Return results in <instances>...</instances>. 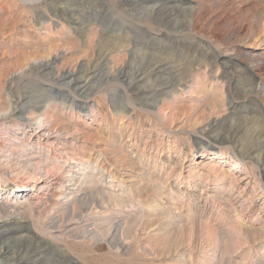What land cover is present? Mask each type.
Listing matches in <instances>:
<instances>
[{"label":"rangeland","instance_id":"374dc122","mask_svg":"<svg viewBox=\"0 0 264 264\" xmlns=\"http://www.w3.org/2000/svg\"><path fill=\"white\" fill-rule=\"evenodd\" d=\"M11 1L0 0V23L3 26L0 24L3 28L0 29V101L5 98V91L11 87L14 92L10 100L16 102L18 107L29 106L34 102V106H42V101H35L24 92L28 88H34L40 94L64 99L68 104L72 101L75 110H80L81 113L87 112L91 105L96 110L97 103L104 106L105 97L114 113L125 110L132 113L135 119L137 116L133 110H140V145L142 147L147 139L149 144L146 149L150 156L144 163L137 161L131 146L121 147L120 156L129 164L132 163V166L122 169L123 178L126 175H136V183L132 186L134 204H138V200L140 204L145 203V199L155 201L152 196L159 192V180L176 165L179 148H192L196 151L206 144L214 150L228 148L241 153L253 147L251 153L240 160L243 163L255 158L261 175L260 181H264V0H113L110 4L109 0H104L107 5L101 3L103 0H98V4H92L93 0ZM94 15L100 26L109 28L108 37H121L130 45L97 53L93 47V24L90 22V16ZM50 22L58 24L60 33L46 34L43 27ZM38 24L42 28L36 33L34 28ZM124 26H129V29L120 33L113 30ZM8 29L14 31L9 32ZM143 40L145 42L142 44ZM135 44L142 45L147 52L159 54L160 57L152 63L139 61L132 54ZM49 48L61 51L57 62L42 66L38 72L20 79L16 69L23 66L27 69V62L45 58ZM116 64L121 66L115 68ZM59 66L76 68L69 74L56 77L54 72ZM11 77L15 81H11L12 85L10 81L6 83ZM33 83H37V86L33 87ZM196 84L199 86L192 91L188 90ZM123 86L128 88L125 93L122 92ZM154 104H173L176 123L171 125L170 130L163 127L160 119H155L154 124L150 123L151 114L145 110H152L151 106ZM23 111L19 109L17 113ZM17 113L14 114L15 119ZM211 113L218 115L219 119L210 121L207 125ZM62 120L60 127L64 124L62 127L68 128V121L64 118ZM116 121L118 123V119L114 123ZM191 123L194 126L197 123L198 126L193 128ZM72 124L83 132L77 134L81 146L76 149V153H72L68 145V148L60 151L57 164L61 166V175L74 176L79 181L75 186L71 184L72 181H66L62 186L66 193L76 187H86L81 182L82 175L89 170L82 169L87 166L86 157L82 154L83 151H88L92 139L97 138L99 145L106 148L105 152L110 160H113L117 150L108 130L102 124L99 125L98 121L88 119ZM115 126L117 127L116 124ZM245 132L250 133L251 138L239 140ZM148 134L151 135L150 138L147 137ZM129 143L127 140L125 144ZM46 153L38 148L27 149L22 153L21 160L43 158ZM69 156L83 160L76 165L75 159H70ZM3 159L5 160L0 158V168L5 167ZM163 159L168 160L164 168L166 173L157 175L152 172V162L155 160L157 167ZM179 162L177 164L181 165V161ZM191 162H183V174L186 173V165ZM179 169L176 174L171 175V180H177ZM64 171L68 173L65 174ZM56 175L51 176L54 187H57L59 179L58 174ZM56 187L43 198H40V192L34 195L37 205L33 216L24 209L16 208L17 216L12 219L4 218V215L0 217V245L5 250L0 255V264H7L9 260L20 256H23L22 259L14 264H57L46 247L40 246L37 240L51 247L50 250L57 254L58 264L70 257L76 264H200L204 257L213 259L216 264H264V256L250 248L251 240L248 241L249 244L242 241L231 243L224 238L225 233H221L220 226L214 221L215 211L200 210L195 206L189 211V215L184 209H170L180 213L179 219H185L186 222L181 228L179 223L173 225L169 236H146L150 228L157 227L155 225L143 230L144 236L137 241L126 239L121 244V249L107 246L105 242L79 243L77 238L67 245L61 243L62 246L56 249L55 241L32 224L33 217L51 213L47 209L53 200L52 193H58ZM200 187L201 184L188 191H192L195 196L200 194ZM19 189V186H5L0 189V200L22 201L24 194L15 195L20 192ZM21 211L24 214H20ZM158 219L159 217L152 215L151 220ZM28 228L37 236L30 242L26 235ZM208 228L219 233L222 242L220 250L223 252L228 248V252L225 251L223 255H220L221 251L216 252L215 258L206 254L208 243L213 241L207 233ZM62 249L67 252L68 257L64 256Z\"/></svg>","mask_w":264,"mask_h":264},{"label":"bare ground","instance_id":"6f19581e","mask_svg":"<svg viewBox=\"0 0 264 264\" xmlns=\"http://www.w3.org/2000/svg\"><path fill=\"white\" fill-rule=\"evenodd\" d=\"M16 1L23 0H12L11 2ZM105 1L103 0V2H101L100 0L101 3H105ZM112 2L113 0H109L108 4ZM92 4H98V0H93ZM105 4L107 5V2ZM147 13H149L148 10ZM54 15L57 16L55 13ZM97 20V16H90V22L93 24L92 42L97 53H103L111 48H123L129 44L127 40L121 37H108L109 28L107 26H100ZM41 23L43 22L41 21ZM0 24L2 26V23ZM61 24L62 23H59V25ZM41 26V24H38V27L34 28L36 33H39L38 31L42 28ZM2 27H0V29ZM61 27H63V24ZM43 28L46 29V34L60 33L61 29L58 24L53 25L52 22ZM127 29H129V26H124L122 28L115 27L113 30H115L116 33H120ZM8 30L10 32L11 29ZM13 31L11 30V32ZM262 40H264V37ZM144 42L145 40L141 43L143 44ZM94 51L93 49L92 52ZM60 52L58 48H52L49 50L48 55L44 53L46 56L45 58L36 61H26L27 69L24 66L16 69V71L18 70V77L20 79L28 77L32 72L36 73L37 70L39 71L42 66L55 64L57 58L60 57V55L58 56ZM132 54L139 61H145V63H152L160 57L159 54L147 52L142 45L138 44L134 45ZM119 66L121 65L116 64L115 68ZM75 68V66L67 68L65 66H59L54 74L56 77H62L73 72ZM181 79H183V76H181ZM28 80L31 81L30 78H28ZM196 80H198L197 77ZM7 81L6 83L10 81L11 84L12 77ZM33 85V87H36L37 83H33ZM112 85L115 84L112 83ZM196 86L198 87L199 85L190 86L188 90L192 91ZM123 87L124 90L122 92L125 93L128 91L126 86ZM221 87L222 85L220 88ZM13 92L14 91L10 87L7 92L5 91V98L0 101V158H5V160L3 159L5 167L0 168V189L5 188V186H19L20 192H17L15 195H24L22 196L23 200L19 202H17V200L11 201L8 199L5 201L0 200L1 218L2 215H4V218L10 217L11 219L17 216L16 208L24 209L33 216L35 205H37V201L34 200V195L40 192V198H43L52 188H55L56 186L54 187L51 183V176L58 174L59 179L57 180V187L55 189L58 193H52L51 196L53 200L47 209L51 213L43 216L39 214V217H33L32 219L33 225L42 230L45 236L55 241L54 246L56 249L60 248L61 243L67 245L69 241H74L76 238L79 239V243L105 242L107 246L119 249L126 239L137 241L141 236H144L145 232H143V230L148 226L155 225L157 227L153 229L150 228L146 232V236H159L161 234L163 236H169V232H171L170 228L173 225L179 223L178 226L181 228L183 223L186 222L185 219H179L180 213L172 212L170 209L172 207L175 210L184 209V211L187 212L186 214L189 215V211L195 206L199 207L200 210L206 209L209 212L211 210L215 211L214 221L220 226L221 233H225L224 238L231 243H237L239 241L245 243L251 240L250 248L255 251V253L264 256V181H260L261 175L257 168L258 165L255 158H250L249 161L243 163L240 160L244 156H248L253 147L241 153H235L234 150L228 148L214 150V148L206 144L200 146L199 150L196 151L192 148L189 150L179 148L176 154V165L174 164L169 172L166 173L164 170L168 160L163 159L162 162H159L160 165L157 167L156 161L154 160V162H152V172L157 173V175L158 173H166L165 177L159 180V192L152 196L155 201H148V199H145V203L140 204L141 202L138 200V204H134L132 186L136 183L134 177L136 175H126L127 177L125 179L123 178L122 169L132 166V163L129 161L131 163L129 164L126 159H122L120 156L122 154L121 147L126 146L134 148V157L137 158V161H143L144 163L146 158L150 156L146 149L149 144L147 139L144 141L142 147L140 145L142 130L139 128L140 126H138L140 110H133V113L137 116L135 119H133L132 113H128L125 110L114 113V111L109 108L105 97L104 106L97 103L96 110H94L91 105L87 112L81 113L80 110H75L72 101L68 104L64 99L59 100L56 97L40 94L34 88H28V90L24 92L33 100L42 101V106H34V102L29 106L21 105V107H18L16 102L10 100V96H13ZM172 105L154 104L151 106L152 110H145L146 113L151 114L149 118L150 123L154 124L155 119H160L163 127L170 130L171 125L176 123V113ZM19 109L24 111L22 113H17ZM15 112L17 113V115H15L16 119L14 117ZM209 115L210 120L208 124L206 123L207 125L210 124V121L219 119V116L214 113ZM62 118L66 119L71 127H69L68 124V128H64L66 126L62 127L64 124L60 127L59 124L63 121ZM88 119L98 121L99 125L102 124V126L108 130L112 144L117 145V150L115 156L112 157L113 160H110L111 158L106 155V148L99 145L97 138H91L92 141H90L91 145L88 147V151L82 150V156L86 157L85 162L87 163V166L82 169L86 168L89 170L87 174L82 175L83 179L81 182L82 184L84 183L86 187H76L66 193V191L62 190L63 184H66V181H72L71 184L75 186L79 180L74 176L65 177L67 175H61V166L57 164L60 151L68 148V145H70L68 149L72 151V153H76V149H79V146H81L77 134L82 131L72 124V122L85 121ZM115 119H118V123L117 121L114 123ZM195 126H198L197 123ZM195 126L192 124L193 128ZM251 136L250 133L245 132L239 140H248ZM147 137L150 138L151 135L148 134ZM127 140H129L130 143L126 145L125 143ZM34 148L46 151L47 153L43 158L33 160L28 158L26 160H21L22 153L25 150ZM196 153L197 155H195ZM69 158L75 159L73 156H69ZM82 160L83 159L79 157L75 159L74 162L78 165ZM188 160L192 162L186 165V173L183 174L181 167H183V162ZM179 161H181V165L177 164L180 163ZM194 163L196 164L194 165ZM178 168L180 169L177 173V180H171V175L176 174L175 172ZM130 169L132 170V168ZM145 172L147 173V171ZM67 173L66 171L65 174ZM6 174H9L8 177L3 178ZM149 174L150 172H148V175ZM200 184V194L194 196L192 191H188ZM28 185H30L31 188L28 189ZM30 190H32L31 193ZM24 191L26 192L24 193ZM164 199L165 202H162ZM22 212L23 211H21L20 214H22ZM152 215L154 217H159V219L157 221L151 220ZM174 218L178 219L175 220ZM27 233L26 235H28L29 242L32 238L36 239V233L30 230V228H28ZM207 233L213 238V241L210 242L211 240H208L210 243H208L206 247V254L214 257L216 252L220 253L222 242L219 238V233L217 232L218 234H216L214 229L208 228ZM37 242L40 246L46 247V250L52 255V260L58 264L57 254L50 250L51 247L40 240H37ZM229 247L231 246L229 245ZM228 250V248H225L223 252L221 251L220 255H223L225 251L228 252ZM4 252L5 250L1 244L0 255ZM62 252L64 256H69L64 249H62ZM53 256H56V258ZM22 257L23 256H20L17 259L13 258L9 260L7 264H14L21 260ZM70 258H68V260H63L64 262L61 261L62 264H76V262H73ZM200 261V264H216L213 259H207V257L202 258Z\"/></svg>","mask_w":264,"mask_h":264}]
</instances>
